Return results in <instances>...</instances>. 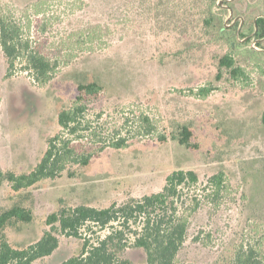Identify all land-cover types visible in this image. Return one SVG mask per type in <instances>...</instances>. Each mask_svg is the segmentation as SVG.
<instances>
[{"label":"rangeland","instance_id":"rangeland-1","mask_svg":"<svg viewBox=\"0 0 264 264\" xmlns=\"http://www.w3.org/2000/svg\"><path fill=\"white\" fill-rule=\"evenodd\" d=\"M31 1L0 0V15L23 25L32 20L35 45L62 64L56 79L39 88L24 73L7 78L0 49V170L27 173L39 163L59 130V106L71 104L78 82L99 79L105 88L90 105L92 120L103 114L96 123L101 139L78 150L111 141L133 113L148 115L156 130L145 137L127 126L131 133L121 134L130 138L127 149H107L88 166H71L62 177L20 193L1 185L0 214L21 205L34 216L31 223L7 226L13 247L37 242L48 229L47 217L64 205L105 208L161 191L175 170H195L204 182L222 169L236 201L218 216L206 209L195 216L191 236L211 231L212 248L189 242L182 259L211 264L242 243L264 252V43L259 46L252 31L253 21L264 16V0H48L42 16L34 14ZM224 28L239 31L233 45L222 36ZM87 29L95 31L93 43L73 36L75 47L67 52L68 37ZM227 53L247 71L246 86L225 69L218 75ZM208 86L215 91L206 99L195 96ZM182 126L191 131L190 148L177 140ZM80 245L62 237L56 255L37 264H60Z\"/></svg>","mask_w":264,"mask_h":264},{"label":"trees","instance_id":"trees-1","mask_svg":"<svg viewBox=\"0 0 264 264\" xmlns=\"http://www.w3.org/2000/svg\"><path fill=\"white\" fill-rule=\"evenodd\" d=\"M215 1L217 3L218 0ZM29 3L35 15L46 14L48 0H32ZM211 7L210 15H213ZM211 20L209 18L206 23ZM32 30L33 21L30 19L23 25L20 21L0 15V49L6 60V77L12 79L14 74L24 73L37 87L45 88L56 79L62 63L38 49L30 36ZM252 31L259 46H262L264 16L253 21ZM92 32L94 34L87 29L69 36L65 43L67 52L75 47L71 40L73 36L85 35L88 40L83 45H91L95 37V31ZM222 32L227 43L233 45L239 31L235 33L224 28ZM76 47L82 49L81 41ZM83 49L93 51L91 46ZM223 69L236 84L246 86L248 83L247 71L238 65L232 54L227 53L220 59L219 76ZM104 90L99 79L78 82L77 94L71 104L68 107L59 106V130L47 140L39 163L27 173L0 170V186L7 183L13 192L20 193L43 181L62 177L71 166H88L94 157L107 149L125 150L129 147L130 138L121 134L126 133L127 126L135 127L141 136L155 135L152 119L146 114L135 116L133 113L124 120L123 132L117 133L111 141L97 144L98 148L91 151L78 150L83 142L101 139L96 123L103 114H97L92 120L90 105ZM214 91L212 86L200 87L195 96L206 99ZM191 137L190 129L182 126L177 140L180 145L190 148ZM159 140L166 142L167 137L160 136ZM232 193L231 182L222 169L204 182L195 170L178 169L166 177L164 187L156 193L132 197L105 208L64 205L47 217L48 229L42 237L24 248L13 247L5 230L11 223H31L34 216L30 209L14 205L0 214V264H37L49 260L60 250L62 237L79 240L81 245L76 255L66 257L60 264H202L182 259L189 242L203 249L212 248L214 234L211 231L191 236L193 220L205 209L211 217L218 216L228 201H236ZM211 264H264V252L242 243L231 255L223 252Z\"/></svg>","mask_w":264,"mask_h":264}]
</instances>
